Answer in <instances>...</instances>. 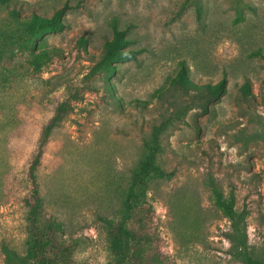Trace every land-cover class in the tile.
<instances>
[{
	"label": "rangeland",
	"instance_id": "rangeland-1",
	"mask_svg": "<svg viewBox=\"0 0 264 264\" xmlns=\"http://www.w3.org/2000/svg\"><path fill=\"white\" fill-rule=\"evenodd\" d=\"M65 4L64 29L0 66V264L2 245L27 250L24 166L60 103L67 113L38 171L40 195L79 262L108 263L106 222L120 218L165 119L157 163L172 175L153 177L146 201L170 264H242L229 253L230 221L210 180L246 211L249 247L264 257V0H0V22L10 9L50 17ZM115 27L137 58L90 74ZM181 68L197 85L225 77L226 90L211 97L172 84Z\"/></svg>",
	"mask_w": 264,
	"mask_h": 264
},
{
	"label": "trees",
	"instance_id": "trees-1",
	"mask_svg": "<svg viewBox=\"0 0 264 264\" xmlns=\"http://www.w3.org/2000/svg\"><path fill=\"white\" fill-rule=\"evenodd\" d=\"M3 2L9 0H1ZM67 4L57 9L52 16L32 14L23 17L16 9H10L7 17L0 22V66L17 49L31 47L36 38L47 32L64 29V17ZM241 11L237 12V19ZM130 40L125 31L113 30V38L103 44L100 56L95 60L90 74L105 70L113 73L114 62L135 60L138 49L128 48ZM263 58L264 54L259 53ZM184 89H201L211 97H217L226 90L227 80L222 78L215 85L194 84L187 78L183 68L172 84ZM244 94L249 92L246 83L242 85ZM67 113V105L60 103L53 115L42 125L35 148L24 166L23 206L27 212L28 247L24 254L18 253L8 245H2L6 264H84L78 261L77 244L64 239L61 224L43 207L40 195L38 171L42 165L50 135ZM165 119L154 126L151 138L146 143L145 153L136 169L132 172L130 182L122 203L118 220H108L104 229L110 255L107 264H170V256L165 254L152 231V216L147 205L146 196L149 182L153 177L169 178L171 173L165 171L158 163L161 151L160 138L166 128ZM215 204L230 221L226 238L230 243L229 253L242 264H264V257L255 255L248 244L246 229V211L235 208V198L226 199L214 180H210Z\"/></svg>",
	"mask_w": 264,
	"mask_h": 264
}]
</instances>
